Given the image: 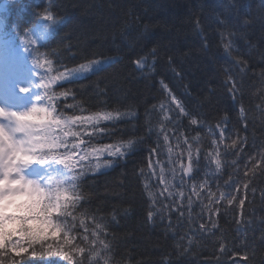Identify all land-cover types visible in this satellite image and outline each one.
Segmentation results:
<instances>
[{
	"label": "trees",
	"instance_id": "1",
	"mask_svg": "<svg viewBox=\"0 0 264 264\" xmlns=\"http://www.w3.org/2000/svg\"><path fill=\"white\" fill-rule=\"evenodd\" d=\"M47 12L55 14L58 22L49 24L42 20L40 17ZM243 19L251 23L247 27L238 26L237 22ZM222 32L226 33V43H231L229 49L222 45ZM229 32L232 35H228ZM0 36L20 38L30 48L39 47V52L44 54L40 59L53 62L51 76L87 60L112 58L108 66L89 72L81 79L70 83L57 81L51 85V91L60 93L72 89L75 100L70 95L54 101L67 115H86L104 108L105 104L107 110L117 105L123 110L131 105L136 112L134 119L115 126L102 125L118 130L113 136H105L94 143L118 145L133 137H141V142L108 170L90 172L82 181V191L91 197L83 202V207L93 211L100 209L98 214L107 216L108 239L115 238L117 259L123 255L124 264H217V261L220 264H264V233L259 223V217L264 214V200L260 197L264 175L258 170L256 173L249 171L248 178H244V172L252 167L251 164L245 167L248 156L256 153L260 142L264 141V121L257 111V106L262 104L257 98L259 90L264 88L259 82V74L264 70V0H0ZM33 39L37 44H31ZM153 49L155 56H147L152 67L141 73L132 61ZM29 54L34 75L31 50ZM237 60L247 62V71L242 77ZM47 71V65L38 69V72ZM227 76H235L242 83L243 94L228 91ZM161 81L189 112L204 121L203 126L191 125L188 117H181L175 124L165 121L168 128H176L177 135L183 133L181 141L188 138L194 150L197 141H192L191 137H198L202 150L200 166L190 174L193 179L185 177L186 190L190 192L193 183L207 179L209 188L219 196V191L236 192L235 183L231 187L224 183L230 176L242 187L250 183V203H246L247 215L243 219L255 223H236L241 216L238 200L234 201L235 207L228 205L227 200L221 201L220 211L214 217L217 221L214 234L196 231L199 224L207 220V213L189 227L186 200L185 216L180 223H177L178 212H172L170 218L163 221L159 216L155 223L149 221V199L139 171L141 167L147 170L150 149L157 143L156 131H149L145 121L152 120L158 128L160 125L156 122L163 119L158 108L152 110V106L159 105L165 96ZM39 83V79L33 81L31 78L28 82L31 88L42 92L35 87ZM77 102L79 107L75 111L66 107V104ZM241 103L249 109L246 128L243 123H237ZM146 110L151 115H146ZM168 115L170 120L176 121V115ZM225 116L229 118L224 126L229 129L226 135L230 138L220 144L216 125ZM209 123L214 135H209ZM236 127L240 128V136L248 137L243 146L246 154L239 157L235 154L238 150L225 148L232 139H237ZM253 137L256 147H253ZM213 139L218 141L220 172H216L210 159L204 158V153L212 150ZM176 143L170 136L169 144L179 152L180 149H175ZM160 144H164L162 136ZM186 147L181 143V148ZM168 156L164 147L163 154L155 159L165 161L167 167ZM233 160H237L236 165L232 164ZM184 162L187 163L186 157ZM173 182L179 187V181ZM151 183L155 188L156 181ZM218 185L221 186L219 191ZM252 189H255L254 198ZM240 192L243 198L245 192L243 189ZM207 202L205 199L204 203ZM191 211L193 216L201 212L198 201ZM113 215L115 220H112ZM170 223L172 228L167 227ZM220 242L228 245L227 255L221 256ZM30 259L35 260L31 264H41V259L60 258Z\"/></svg>",
	"mask_w": 264,
	"mask_h": 264
},
{
	"label": "snow or ice",
	"instance_id": "2",
	"mask_svg": "<svg viewBox=\"0 0 264 264\" xmlns=\"http://www.w3.org/2000/svg\"><path fill=\"white\" fill-rule=\"evenodd\" d=\"M48 21L49 24L58 22L57 17L52 12H47L40 17ZM221 23H224L221 21ZM240 27H247L251 21L243 19L237 22ZM47 27V25L45 26ZM199 27V24H197ZM225 32L221 33V40H224ZM232 35V33H227ZM31 44H37L33 39ZM224 47L229 49L231 43H225ZM31 50L34 75L40 83L35 87L42 89L33 97L31 107L25 110L13 111L0 107V264H31L35 261L30 258L59 257V260L41 259V264H124L123 255L117 259L115 244L113 239H108L109 223L107 216L99 215L100 209L96 211L83 207V202L91 197L82 191L83 178L88 173H98L101 170H108L118 159H123L128 155L138 143L141 137L129 138L117 144H98L94 141L105 136H113L118 130L116 127L102 126L109 123L113 126L121 121L134 119L136 112L133 106L129 105L121 110L119 105L111 110L104 108L95 112L89 111L86 115H67L57 101L58 97L75 96L72 89L64 92L53 93L51 85L57 81L71 82L78 80L89 72H97L108 66L112 62L111 57L103 59H92L73 68L65 67L63 72L57 71L56 76H51L52 61L41 60L44 55L39 52V47H25ZM153 49L145 56H139L132 61L136 69L144 73L146 68L151 69L147 56H155ZM241 65L239 75L242 77L247 71V62L237 60ZM48 66L47 72H38ZM147 74H150L147 73ZM260 84L264 85V70L261 71ZM45 80L48 82L45 83ZM225 84L228 91L236 94L242 92V83L235 76H227ZM164 90V99L159 105H153L152 110L158 108L163 119L156 122L159 127H155L152 120H146L148 130H155L157 133L156 147L151 148L147 170L141 167L139 175L145 180V191L149 199V210L147 213L149 221L155 223L159 216L161 221L166 217L170 218L172 212H178L177 223H180L185 216V200L188 208L189 227L192 222L202 218V214L207 213V220L199 224L198 234L203 232L213 233L217 227L214 219L220 211L221 201L227 200L228 205L235 207L234 201H239L241 216L236 219L238 225L245 223H255L243 219L247 215L245 206L248 201V190L252 187L250 183L243 184L244 197L239 196L241 185L230 176L225 185L231 187L236 184V192L219 191L221 186H217L219 196L213 192L208 185V180L191 185L188 192L185 177L193 179L190 175L198 170L199 156L201 148L198 146V137H191L192 141H197V146L190 143L188 138L181 141L183 133L176 134V128H168L165 121L175 124L181 117H188L191 125H204V121L193 115L186 108L184 103L174 96L168 86L161 81ZM21 93L29 92V88L20 87ZM255 95V94H254ZM170 98V99H169ZM262 104L257 106L262 121H264V88L259 90ZM235 99V95H234ZM47 105V106H45ZM174 106V107H173ZM66 107L75 111L79 107V102L66 104ZM178 110V112H177ZM81 111H87L81 109ZM249 109L241 103L239 112L240 119L237 123H243L247 127ZM169 113L176 115V121L170 120ZM146 115H151L146 110ZM229 120L227 116L220 118L216 128L219 129V143L222 144L229 129L224 124ZM133 127H135L133 125ZM209 135H214L211 124H208ZM240 128H235L237 139H232L230 145H225L227 149L238 150L236 156L246 154L244 144L248 137L239 135ZM163 138V146L160 144V137ZM170 136L177 141L174 150L169 144ZM253 147H256L255 137ZM181 143L187 145L181 148ZM218 141H211V151L204 153L205 160L210 159V163L215 164L216 172H220L222 161L220 152L217 151ZM168 151L166 162L155 157L163 154V148ZM186 157L187 163L184 162ZM233 165L237 160L232 161ZM251 164L252 167L244 172L247 179L249 171L256 173L257 170L264 175V141L259 144V149L253 155L248 156L245 167ZM33 165H39L34 168ZM150 173V174H149ZM156 181L153 188L151 181ZM179 181V187L173 182ZM205 192L207 195L205 196ZM253 198L255 189H252ZM231 196L229 199L228 197ZM195 197V199H193ZM207 199V203L204 200ZM261 200H264V189H261ZM199 202L201 212L193 216L192 206ZM115 220V216H112ZM262 233H264V217L259 218ZM90 222V223H89ZM168 228H172L170 223ZM183 237H181V240ZM264 239V236H262ZM191 243V238H189ZM227 244L220 242L221 256L227 255L229 251ZM235 255V252H233ZM245 261L248 257L245 256ZM220 264V261H217ZM238 264V262H234Z\"/></svg>",
	"mask_w": 264,
	"mask_h": 264
},
{
	"label": "rangeland",
	"instance_id": "3",
	"mask_svg": "<svg viewBox=\"0 0 264 264\" xmlns=\"http://www.w3.org/2000/svg\"><path fill=\"white\" fill-rule=\"evenodd\" d=\"M11 58H9V55H8V53H5V54H3L2 56H0V69H2V70H6V68H7V63H9V62H11ZM4 62V63H3ZM0 103H1V101H0ZM13 111H18V110H13ZM235 187H236V185H235ZM236 189V188H235ZM243 189V187L241 186V188H240V191ZM239 191V192H240ZM241 193V192H240ZM241 196V195H240ZM260 197H261V195H260ZM260 217H264V214H263V216H260ZM259 217V218H260ZM259 223H260V221H259Z\"/></svg>",
	"mask_w": 264,
	"mask_h": 264
},
{
	"label": "bare ground",
	"instance_id": "4",
	"mask_svg": "<svg viewBox=\"0 0 264 264\" xmlns=\"http://www.w3.org/2000/svg\"><path fill=\"white\" fill-rule=\"evenodd\" d=\"M222 42H223V44H222V45H224V44L226 43V40H223Z\"/></svg>",
	"mask_w": 264,
	"mask_h": 264
}]
</instances>
